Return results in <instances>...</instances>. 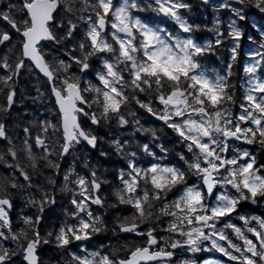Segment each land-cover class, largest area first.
Returning <instances> with one entry per match:
<instances>
[{
  "label": "snow or ice",
  "instance_id": "6c2138e0",
  "mask_svg": "<svg viewBox=\"0 0 264 264\" xmlns=\"http://www.w3.org/2000/svg\"><path fill=\"white\" fill-rule=\"evenodd\" d=\"M202 2L208 4L209 0ZM248 2L237 0L240 5ZM254 4L264 12V0H254ZM147 7L169 17L185 35L174 34L163 25L153 26L134 15L144 10L137 0H123L120 4L114 0H20L19 7L9 3L7 10L0 9V21L21 37L18 45H11V31L0 30V46L11 45L15 50L14 59L9 54L0 56V93H5L7 98V106L0 107V113L7 112L15 103L14 84L22 71L28 69L46 78L58 116L57 122H38L40 134L35 137L34 145L29 139L23 141L20 151L26 155L27 165L8 164L12 175L0 177V264H16V258L20 264H40L41 245L54 243L57 248L66 249L73 242L88 240L102 230L100 217L91 211V205L104 204L100 190L105 181L98 167L85 160L86 174L81 175L72 167L65 172L61 191L71 193L74 209L66 215H71L76 223H65L47 235H42L36 226L45 208L56 200L44 186L33 182V176L41 175L45 168L58 173L61 170L58 160L68 156H73L74 161L80 159L73 155L78 146L97 147L103 138L85 120L95 126L113 120L121 128L127 126L130 123L127 115L136 116L129 110L133 103L171 129L191 154L190 158L182 151L177 155L184 167L150 163L142 168L134 160L136 153L127 151V141H110L116 154L127 160L126 170L117 175L119 185L113 195L119 204L134 209L131 217L119 222L118 230L146 240L143 245L126 249L124 258L114 259L97 251L83 256L71 253L72 261L75 264H171L175 250L186 248L190 253L214 249L235 264H264V219L251 217L259 225L255 228L249 226V218L239 217L255 241L231 221L217 228L223 218L236 211L241 201L256 203L258 198H264V165L257 166L251 152L230 147L231 141L264 147V76L257 75L264 73V30L258 28L260 42L249 52L251 62L243 66L246 80L242 99H238L230 81L232 63L227 65L225 74L210 75L201 62V58L214 54L216 47L223 44L221 21L215 20L214 28L210 29L216 36L214 42L198 43L192 33L200 26L188 23L181 15V9L191 7L185 0H151ZM218 8L231 12L227 36L234 41L229 49L234 61L244 35L237 21H245L247 17L243 8L234 7L230 0H223ZM82 28L83 35L77 45L80 55H75L76 48L65 47L67 61L47 58L42 42L64 46L65 41L77 39L76 32ZM248 39L256 43L251 36ZM93 59L97 67L93 66ZM73 66L84 76L94 72L98 83L70 74ZM37 93L40 97L45 95L39 88ZM141 95L148 99H141ZM154 103L160 107H154ZM233 107L239 111L234 112ZM135 123L138 125L139 120ZM23 131L31 136L28 127ZM137 131H151L156 136L154 130L138 128ZM0 140H8L3 122H0ZM9 144H12L10 140ZM230 150L235 154L227 155ZM143 151L155 156L147 144L143 145ZM161 152L167 149L161 146ZM7 155L19 160L14 145L8 148ZM100 155L106 157L108 153ZM190 177H195L197 182L190 184ZM47 182L56 183L52 179ZM218 188L222 191H216ZM170 193H175L172 200L167 199ZM17 194L26 207L36 208L39 214L34 217L20 214L22 227L14 231L10 212ZM166 217L171 219L162 231L169 237L158 239L156 228L165 223ZM146 222L156 223L146 232L141 231V225ZM226 229H231L242 244L233 242ZM6 241H11L13 247H5ZM204 242H209L210 248L204 247ZM179 264L197 262L185 259ZM202 264L224 262L209 258Z\"/></svg>",
  "mask_w": 264,
  "mask_h": 264
},
{
  "label": "trees",
  "instance_id": "16d2710c",
  "mask_svg": "<svg viewBox=\"0 0 264 264\" xmlns=\"http://www.w3.org/2000/svg\"><path fill=\"white\" fill-rule=\"evenodd\" d=\"M143 11H136L134 15L140 17L153 24V26L163 25L169 31L178 35L184 36L182 32H178L174 24L168 22L159 14H155L150 8L147 7L149 4L146 0H137ZM191 7L189 9H181V15L188 23L193 25H199L198 31L192 33L194 39L198 43H205L208 41L214 42L216 39L215 33L210 31L214 28V21L220 20L219 30L224 33V41L221 46L216 47L214 54H208L201 58V62L207 71V74L221 75L225 74L227 65L232 63L231 69L232 75L230 77L231 84L234 86L233 92L238 99H242V83L240 82V69L242 62L241 53L244 49H247V42L251 41L248 39L249 36L253 38L255 42H260V31L258 28L264 30V12H261L255 7L254 1L251 0L240 7L247 17L245 21H237V26L244 32L243 37L239 41V47L237 48L236 59L233 61L231 58L228 59L226 54V41L228 37L225 35V24L227 21V10L219 9V3L223 0H209L208 4H204L202 0H185ZM15 4L19 7L18 0H0V9L7 10L6 6L9 4ZM114 3H123V0H114ZM57 17L61 13H56ZM252 22V23H251ZM253 24L256 27H253ZM0 30H10L12 35L11 45H18L20 36L13 33L5 22L0 21ZM84 29H80L76 32L77 39L68 40L64 42V46H56L52 42H46L43 44V51L47 54V58L51 61L53 59H64L68 60V57L64 55L65 47L68 49L76 48L75 55H80L78 50V41L82 37ZM11 45L2 46L0 48V56L9 54L14 59ZM258 46V45H256ZM230 47V46H227ZM230 49V48H229ZM229 49L227 51L229 52ZM93 66L97 67V61L93 59ZM70 74L80 75L83 81H91L92 83H98L95 80L94 72H89L87 76L79 73L78 69L73 66L70 70ZM16 95L14 97L15 103L8 109L7 112L0 113V122L5 123L8 140L0 141V156L3 157L0 160V177H10L12 175L11 169L7 167L8 164L19 163L21 165H27L26 155L20 151L23 147V141L29 139L33 145L35 137L40 134L38 122L42 120H49L52 122L58 121L56 115V109L53 105V101L50 96L49 86L47 82L41 79L34 71L24 69L14 84ZM40 89L45 93L43 97L38 96L37 89ZM7 90H5L6 92ZM141 99L147 100L148 97L141 95ZM157 103H154L155 106ZM7 106V98L5 93H0V107ZM236 109L233 107L232 110ZM131 112H135L136 116L132 117L127 115L130 123L121 128L118 126L115 120L101 124L100 126L91 125L90 121L85 120L84 123L90 126L92 130L103 139L100 140L97 147L93 150H88L86 147L82 151L75 150L74 156L81 157L80 159L73 160V156H68L62 160H58L61 164V170L57 173L53 169H43L42 174L33 176V182L39 183L44 186L47 191L54 196L56 203L45 208L42 214V220L36 227L42 235H47L48 232H56L66 222V213L71 210L69 203V192L61 191L64 185L63 176L65 172L72 167L75 171L81 175L88 172V169L84 167L85 160L90 162L93 166L98 167L99 175L105 182L102 184L100 190V196L104 200L103 206L96 212V216L100 217L101 231L92 234V243L87 247L90 251L99 250L101 254H108L112 258H124L127 255L126 249L134 246L143 245L146 237L135 236L132 233L120 234L118 230L119 222L124 220L126 217H131L134 213V209L129 205H122L116 201L113 195L114 190L119 185L117 175L123 169L126 170L127 160L117 155L115 150L112 148L110 141L113 139H119L127 141V151H134L136 156L134 160L138 167H148L150 163H160L164 165H176L184 167L183 162L179 160L177 153L184 151L187 156L190 155L183 148V145L179 142L178 136L164 124L155 121L150 114L144 109L139 108L134 103L129 106ZM135 120H139V124L135 123ZM28 127L31 130V136L28 137L24 133L23 129ZM138 128L150 129L156 132V136L153 137L152 132L148 131H137ZM9 140L12 144H9ZM149 145V148L155 156L149 155L143 151V145ZM14 145L19 154V160H13L11 156L7 155L9 147ZM161 146L167 149V152H161ZM36 153H39V149L33 147ZM246 150L251 152L257 162V166L264 165V147L260 144H246ZM101 152H106L108 155L102 157ZM53 159H58L53 157ZM27 171L32 172L31 168H27ZM52 179L56 181L55 185L49 184L47 181ZM22 182V178H21ZM195 183V177H190L189 181ZM39 195V193H37ZM175 198V193H170L167 197L168 200ZM253 203V202H252ZM116 206L113 207L112 205ZM237 209L243 215L264 214V198H258L256 203L252 205L247 204L245 201H241ZM20 214L27 216H35L39 213L36 208L26 207L23 198L17 194L14 196V207L10 212L12 227L14 231H19L22 227L20 220ZM164 224H159L156 228L155 235L159 239L160 237L168 236L167 232L162 231L166 227V218ZM156 222H146L141 225V231H147L149 227L154 226ZM5 247H13L11 241L3 242ZM91 245V246H90ZM38 255L40 257V264H67L69 262L68 253H65L64 248H57L55 244L41 245L38 248ZM16 264H20L19 258H16ZM235 264V262H233Z\"/></svg>",
  "mask_w": 264,
  "mask_h": 264
},
{
  "label": "rangeland",
  "instance_id": "374dc122",
  "mask_svg": "<svg viewBox=\"0 0 264 264\" xmlns=\"http://www.w3.org/2000/svg\"><path fill=\"white\" fill-rule=\"evenodd\" d=\"M251 1V0H250ZM254 1V0H253ZM230 2L233 4L234 7H240L241 5L237 3V0H230ZM227 10V21H226V24H225V35L226 37L227 36V32H228V23L230 21V19L232 18L231 17V12L229 9H226ZM157 14V13H155ZM160 15V14H159ZM163 18H165L166 21L174 24L175 28L177 29L178 32H181L178 28V26L169 18V17H165L163 15H161ZM252 23V22H251ZM110 31V29H109ZM174 34H177V32H175ZM260 37V36H259ZM234 44V41H232L229 37H228V41H226V44L227 46H230V47H227L226 46V54L228 55V59L229 60L231 58V52L227 51V49L231 48ZM248 46H247V49H244L243 53H241V56H242V62H241V66L239 67L240 69V82L242 83V86H243V89H242V96H243V92H244V86H245V80H246V77H245V74L243 72V66L245 63H250L251 60H250V57H249V52L251 51H254L258 46L259 43L256 42V43H253V41L250 42H247ZM257 75H260V76H264V73L262 72H258ZM87 95V94H86ZM157 108H159V105L157 106ZM234 112H238L239 111V108L236 107V109L233 110ZM246 144L247 143H244L242 141H231L230 142V147H235V148H238L240 150H246ZM84 149V146L81 148L80 146H78V148L76 150L78 151H82ZM233 155L235 154L234 152H232ZM227 155L231 156L230 155V151L227 153ZM196 179H195V183H196ZM216 191H222V189H217ZM231 193L232 194H235L234 190H231ZM212 200L215 199V196L213 195V197L211 198ZM245 202L247 203H252L250 200H245ZM253 204V203H252ZM74 210V209H73ZM240 216H245L247 218H249V226L251 227H255V228H259V225L256 223V221L254 220H251V217H254L253 214L249 215V214H246V215H243L239 212L238 209H236V211L234 213L231 214V216L229 217H225L223 218V220L217 224V228H223L224 224L231 221V223L235 224L236 226L238 227H241L243 230H245L246 232V228H245V225H244V222L242 220L239 219ZM257 217V216H255ZM84 218V217H83ZM262 218L264 219V216H262ZM86 219V218H84ZM171 219L170 217H166V221ZM74 220V219H73ZM75 221V220H74ZM226 231L228 232V234L230 235L231 239L233 240V242L235 243H238V244H242V241H239L236 239L235 235L232 233L231 229H226ZM246 234L248 235V237L250 239H252L253 241H255V236H253L251 233H247ZM169 237V234L168 236L166 237V240L168 239ZM173 238H179V237H173ZM223 243V242H221ZM161 244H163V241H161ZM204 247H209L210 248V243L209 242H204ZM81 249V247H80ZM171 250V249H169ZM98 252H100L99 250H97ZM97 251H92V252H97ZM87 253H91L89 251H86V254ZM101 253V252H100ZM175 255L179 256L178 258H176L175 260L171 261V264H179V262L181 260H185V259H190V260H194L197 262V264H202V262L206 259H209V258H213V259H216V260H221L224 262V264H233V261H229L227 259V257H224L221 253L217 252L216 250L212 249L211 251H200V252H196V253H190L187 251L186 248L184 249H176L175 250ZM83 256V255H81Z\"/></svg>",
  "mask_w": 264,
  "mask_h": 264
},
{
  "label": "flooded vegetation",
  "instance_id": "af4514ba",
  "mask_svg": "<svg viewBox=\"0 0 264 264\" xmlns=\"http://www.w3.org/2000/svg\"><path fill=\"white\" fill-rule=\"evenodd\" d=\"M18 1H19V3H20V0H18ZM146 1H147L148 3H151V0H146ZM9 28H10V27H9ZM12 32L15 33L14 30H12ZM1 47H2V46H0V48H1ZM158 105H159V104L157 103L154 107H157ZM159 107H160V105H159ZM151 117H154V116L151 115ZM155 121H156V120H155ZM230 155H231V156L233 155V153H232L231 150H230ZM71 198H72V195H71V193H70V194H69V203H70ZM247 204L252 205V203H251V204H250V203H247ZM70 207H71V210H70V211H67V213H71V212L73 211V206L71 205V203H70ZM99 209H101V206H98V205H91V211L94 213V215L96 214V212L99 213V212H98ZM82 215H83L84 218L87 219V216H86V215H84V214H82ZM253 215H254V214H253ZM254 216H257V217L263 219L262 216H264V214H262V215H254ZM65 223H69V224H71V223H76V221L73 220V218L71 217V215H67V216H66V222H65ZM135 236H136V235H135ZM91 241H92V236H91V238L88 239V240L73 242V243H72L71 245H69L66 249H64V250H65V253H68V257L70 258V259H69V262H68L67 264H75V262L72 261L71 253H76L77 255H86V252H85V251H82V249H86L87 251L92 252V251H90V250L87 249V247L89 246V244L93 245V243H92ZM91 245H90V246H91ZM80 247H81V249H80ZM178 257H179V256L174 255V257L172 258V261L175 260V259L178 258Z\"/></svg>",
  "mask_w": 264,
  "mask_h": 264
},
{
  "label": "water",
  "instance_id": "95a60500",
  "mask_svg": "<svg viewBox=\"0 0 264 264\" xmlns=\"http://www.w3.org/2000/svg\"><path fill=\"white\" fill-rule=\"evenodd\" d=\"M21 38V37H20ZM45 42H48V41H44V42H42V44L43 43H45ZM41 79H44V80H46V78L45 77H43L42 75H40V74H38V72L37 71H35V70H33ZM49 91H50V89H49ZM51 99H52V101H53V105H54V107H55V101H54V98H52L51 97ZM56 109V108H55ZM57 111V110H56ZM155 120H157V121H159L161 124H164L162 121H160V120H158V119H156L155 117H153ZM0 141H2V140H0ZM86 146V148L88 149V150H93V149H91V148H89L87 145H85ZM120 232V231H119ZM120 234H128V233H123V232H120Z\"/></svg>",
  "mask_w": 264,
  "mask_h": 264
}]
</instances>
